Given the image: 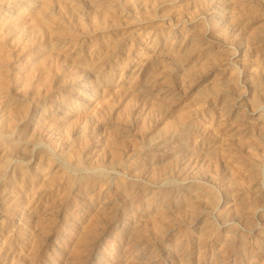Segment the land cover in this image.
Returning <instances> with one entry per match:
<instances>
[{"label": "rangeland", "instance_id": "obj_1", "mask_svg": "<svg viewBox=\"0 0 264 264\" xmlns=\"http://www.w3.org/2000/svg\"><path fill=\"white\" fill-rule=\"evenodd\" d=\"M0 264H264V0H0Z\"/></svg>", "mask_w": 264, "mask_h": 264}, {"label": "bare ground", "instance_id": "obj_2", "mask_svg": "<svg viewBox=\"0 0 264 264\" xmlns=\"http://www.w3.org/2000/svg\"><path fill=\"white\" fill-rule=\"evenodd\" d=\"M260 122V121H259Z\"/></svg>", "mask_w": 264, "mask_h": 264}]
</instances>
